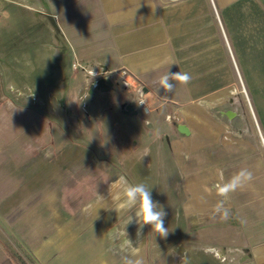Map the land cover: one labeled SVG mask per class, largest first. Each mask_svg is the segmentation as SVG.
<instances>
[{
  "label": "crops",
  "instance_id": "1",
  "mask_svg": "<svg viewBox=\"0 0 264 264\" xmlns=\"http://www.w3.org/2000/svg\"><path fill=\"white\" fill-rule=\"evenodd\" d=\"M108 5L120 9L119 21L135 19V37H150L152 53L167 55L170 74L191 76L188 84L175 81L186 88L184 125L190 135L178 130L181 136L170 143L199 145V157L174 147L184 216L197 228L215 229L216 237L206 244L223 249L219 258L227 254L235 262L264 264V0H4L0 70L7 84H26L27 70H63L59 32L78 36L65 31V23L72 20L80 32L82 23L96 21L97 6ZM128 6L134 7L131 16ZM138 45L129 53H139ZM218 169L225 181L242 169L253 176L230 194L228 220L215 212L221 199L214 188ZM53 178L46 173L33 189L30 179L0 174V222L34 264L197 261L190 252L177 259L173 232L163 239L167 252L161 256L158 234L145 225L138 235L134 213L127 234L119 235L130 213L115 210L110 190H99L104 200L97 203L95 191L62 193V184L52 189L49 182H60ZM118 191L113 188L112 196Z\"/></svg>",
  "mask_w": 264,
  "mask_h": 264
},
{
  "label": "rangeland",
  "instance_id": "2",
  "mask_svg": "<svg viewBox=\"0 0 264 264\" xmlns=\"http://www.w3.org/2000/svg\"><path fill=\"white\" fill-rule=\"evenodd\" d=\"M117 8L97 6L96 21L82 23L80 32L72 20L65 23L64 30H76L78 36L59 32L63 70L24 71L26 84L19 81V85L7 84L0 70V174L21 175L32 181L34 189L47 173L60 180L49 182L52 189L62 184L58 188L62 193L80 195L84 190L96 194L110 190L124 175L130 184L143 183L151 190L158 209L165 211L164 226L170 224L168 233H175L177 259L190 252L197 258L192 264H253L232 261L227 254L219 258L223 249L206 244L216 237L215 229L197 228L184 216L174 147L187 157H199V145L170 143L173 136H181L178 127L186 122V88L173 80L172 92L158 90L159 78L171 72L167 55L153 54L150 37L136 38L135 19L119 21ZM132 9L128 6L129 16ZM145 33H150V26ZM137 44L134 51L139 53H129ZM124 71L136 79L138 89L125 88ZM100 80H111L113 87L98 89ZM239 81L245 89L240 77ZM127 105H133L138 115L127 116ZM221 120L230 123L226 116ZM145 150L148 156H143ZM157 234L163 256L167 252L163 239L169 234ZM22 260L31 264L0 222V264H22Z\"/></svg>",
  "mask_w": 264,
  "mask_h": 264
},
{
  "label": "clouds",
  "instance_id": "3",
  "mask_svg": "<svg viewBox=\"0 0 264 264\" xmlns=\"http://www.w3.org/2000/svg\"><path fill=\"white\" fill-rule=\"evenodd\" d=\"M178 81L181 84H188L191 81V76L186 72H178L175 74H169V72L157 81L158 90L164 89L165 92H172L174 84L171 81ZM143 104V101H141ZM143 156H148L147 150H145ZM217 176L219 178L218 183L214 185L215 191L219 197L220 201L215 207V212L220 215L221 219L228 220L229 211L225 205L230 200V194L236 192L238 189L243 188L246 184L250 183L253 179L252 173L246 169H242L238 173L234 174L231 179L225 181L224 172L222 169L217 170ZM119 188L116 195L112 196L113 188ZM111 199L116 202V211H126L130 213L124 227L120 230L119 235L127 234L124 230L131 224L134 220L133 213L135 216V222L139 225L138 235L142 230L143 226L150 225L152 231L160 234L161 237L168 236V228L164 226V218L166 216L165 211L162 207H159L152 199L151 190H149L143 183L130 184L126 176L121 175L116 179L110 186ZM104 200L97 194V203ZM92 205H89V208ZM127 243L131 244L128 240ZM125 264H133L131 260H125ZM139 264V262H135Z\"/></svg>",
  "mask_w": 264,
  "mask_h": 264
},
{
  "label": "water",
  "instance_id": "4",
  "mask_svg": "<svg viewBox=\"0 0 264 264\" xmlns=\"http://www.w3.org/2000/svg\"><path fill=\"white\" fill-rule=\"evenodd\" d=\"M97 85H98L97 86L98 89H105V88H108V87H113V82L111 80H106V81L100 80V81H98ZM91 93H92V91H91ZM124 109H125V114L128 115V116L129 115H134L135 116V115L138 114V112L135 110L133 105H127V106L124 107ZM178 130H179L180 133H182L184 135H187V136L190 135V131L185 125H180L178 127Z\"/></svg>",
  "mask_w": 264,
  "mask_h": 264
},
{
  "label": "built area",
  "instance_id": "5",
  "mask_svg": "<svg viewBox=\"0 0 264 264\" xmlns=\"http://www.w3.org/2000/svg\"><path fill=\"white\" fill-rule=\"evenodd\" d=\"M3 1L4 0H0V18H1V11H2L1 4ZM122 82L125 88L127 89H136V88L138 89L139 88L136 79L131 74L127 73L126 71L122 73Z\"/></svg>",
  "mask_w": 264,
  "mask_h": 264
},
{
  "label": "trees",
  "instance_id": "6",
  "mask_svg": "<svg viewBox=\"0 0 264 264\" xmlns=\"http://www.w3.org/2000/svg\"><path fill=\"white\" fill-rule=\"evenodd\" d=\"M28 260H29V262L31 263V264H34L29 258H28ZM22 264H28L26 261H24V260H22Z\"/></svg>",
  "mask_w": 264,
  "mask_h": 264
}]
</instances>
